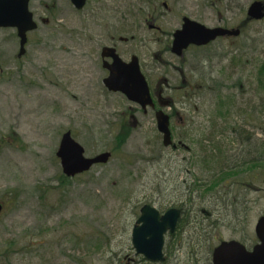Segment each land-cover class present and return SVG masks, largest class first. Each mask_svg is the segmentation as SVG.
I'll return each mask as SVG.
<instances>
[{
  "label": "rangeland",
  "instance_id": "1",
  "mask_svg": "<svg viewBox=\"0 0 264 264\" xmlns=\"http://www.w3.org/2000/svg\"><path fill=\"white\" fill-rule=\"evenodd\" d=\"M88 1L77 11L67 0H33L39 26L22 57L16 32L0 30V264H205L209 248L196 245L201 228L213 234L211 249L232 239L251 248L264 215V20L245 21L256 0H152L151 9L147 0ZM53 4L55 11L46 9ZM148 15L160 32L148 29ZM183 16L208 27L224 21L237 28L245 21V28L240 39L192 50L182 62L167 47ZM109 28L125 61L139 57L152 88L172 81L173 68L196 67L211 57L214 82L203 89L205 80H194L200 93L192 102L195 124L172 120L173 140L182 137L192 155L164 147L155 117L159 108L144 115L123 95L103 89L100 55ZM223 52L230 58L217 62ZM171 109L165 112L181 108ZM212 124L224 137H209ZM67 131L86 156L111 151L112 158L65 179L56 153ZM121 134L125 144L113 151ZM201 155L220 159H211L205 169L197 162ZM222 165L234 174L212 194L204 192L216 176H224L218 171ZM185 203L194 204L192 216L198 219L185 228L183 239L180 230L167 237L166 262L136 255L132 230L141 207L151 204L163 213Z\"/></svg>",
  "mask_w": 264,
  "mask_h": 264
},
{
  "label": "water",
  "instance_id": "2",
  "mask_svg": "<svg viewBox=\"0 0 264 264\" xmlns=\"http://www.w3.org/2000/svg\"><path fill=\"white\" fill-rule=\"evenodd\" d=\"M86 2L87 0H71L77 10H82ZM29 3L30 0H0V29H17L20 38V56L26 51L27 33L37 29V23L29 11ZM247 14L252 20H263L264 2H253ZM239 35L240 30L211 29L185 18L182 29L174 34L172 52L181 55L190 45L204 46L218 37ZM102 56L113 58L111 65L107 67L105 64L110 74L104 80V84L110 91L124 94L129 101L139 104L145 110L148 106L154 107L138 57L133 56L131 61L126 63L112 48H105ZM167 105L168 103L164 104ZM156 117L158 129L164 135V145L169 146L172 144L169 116L159 111ZM57 157L61 161L65 176L73 178L90 171L96 165L108 163L111 153L104 152L92 158L86 157L84 147L74 140L72 133L68 131L61 138ZM181 214L180 209L172 208L161 215L154 206L144 205L132 231V244L136 254L152 262H164L165 236L168 232L176 231ZM255 232L259 243L251 251L238 241H224L213 253V264H264V216L258 220Z\"/></svg>",
  "mask_w": 264,
  "mask_h": 264
},
{
  "label": "flooded vegetation",
  "instance_id": "3",
  "mask_svg": "<svg viewBox=\"0 0 264 264\" xmlns=\"http://www.w3.org/2000/svg\"><path fill=\"white\" fill-rule=\"evenodd\" d=\"M67 1H69V3L72 5L70 0H67ZM88 3H89V1L87 0L85 8L87 7ZM211 3L215 4V2H213V1H211ZM213 4H210V5H213ZM55 6H56L55 4H53L51 6L47 5L46 9L51 11V12H53V11H55L54 10ZM163 6L165 8H167L168 5L167 4H163ZM211 7H213V6H211ZM29 9H30V12L33 15L34 20L36 21L35 13H34L35 11L33 12V9H34L33 0L30 1ZM211 10H214V9H211ZM186 17L183 16L182 22L180 24L179 29H181L183 27L184 19ZM149 19H150L149 15L145 17V24H147L148 29H151L152 31H155V32H157V31L160 32L161 28H159L158 26L156 27V26L150 24L149 23ZM48 20H49V23H50V19H48ZM42 22L45 23V21H42ZM217 25L218 26H214L213 28L221 27V28H224V29H235V28L226 27L224 25V21H222L221 23H219ZM106 28H108V27L106 26ZM8 29L14 30L16 32V37L18 38L16 29L6 28L5 30H8ZM114 30H115L114 28H109V33H108L109 42L105 46H107L109 48H112V49H115L116 52L120 55V57H122L121 54L119 53L117 47H116V44H114V39H115V34L113 33V32H115ZM177 31H178V29H177ZM177 31H175L171 35L172 41H173V38H174V34ZM240 38L241 37L235 38V37H231V36L219 37L214 42L210 43L207 46H199V47L189 46L187 49H185L182 52L181 55H175V53L173 54V52H172L173 43H172L170 48H169V46L167 47V49H168L167 53L170 52V54L175 58V60L183 62L185 60L184 58L186 57V55L189 52H191L192 50L206 49V48L210 47L211 45H213L215 42H220V41L229 40V39L237 40V39H240ZM119 40L124 42V43H128L129 42V39L124 38L122 36L120 37ZM131 40H134V38L133 39L131 38ZM28 42H29V36H28ZM220 45L221 44L219 43V47H220ZM218 55H219V57L216 58L217 62H220V61L222 62V61H225L226 59L230 58L229 53L223 52L222 55H221V53H219ZM100 56H101V61H102V68H103L104 73H105V78L103 77V79H102V85H103L102 87H103L104 90L109 92L107 87L104 84V80L106 79V77H108L110 72H109L108 68L105 67V64H106L107 67L109 65H111L113 63V58L112 57H105L104 58L102 56V51H101V55ZM122 59H123V57H122ZM207 59H208V61H205L204 63H201V64L197 65L196 67H191L189 65H185L183 68H176V67L173 68L172 69L173 75L170 76V77H173V79H172V81H170L169 79H164V81H163V86L164 87L163 86L159 87L157 85V87L152 88L150 83H149V78L144 74L145 77H146V80H147V82H148V84L150 86L151 93L153 94V97H154L155 101L157 102V104H159V103L165 101V99H167V100L171 101L167 108L171 109L172 107L177 108L178 106H180L181 109L178 110L179 112L171 111V113L168 114V116L170 117L171 126H172L173 117H176L178 119V121L180 120L182 126H185L186 122L194 123V122H192V117H193V113H194V111H192V109H193L192 102H193L194 99H196V97H198L197 93H199L198 84H196L194 82V80H195V78H199V77L204 79L205 82L203 83V89H207L210 86V83L212 84L214 82L212 80L213 79V73H211V71L209 69L211 64L213 65L214 63H212V60H210L211 57L207 58ZM201 97H203V94H201ZM160 98H162V100ZM158 108L159 107L156 106V109H152V110H148V111L142 110V111H143V114L146 115V114L149 113V111H157ZM167 108H165V109H167ZM182 133L184 134L183 130H182ZM173 141H174V143L172 144V146L167 147V148L173 149L174 152L175 151H177V152L181 151L182 149H185L186 151L190 150V148L183 142V138L182 137L180 139H178V140L174 139ZM189 153L192 155L191 151H189ZM181 209H182V214H181L180 220L178 222L176 232L180 230L179 233L181 235H184L183 233L185 232V228H187L189 226L190 227L191 226L194 227L193 221L194 222L197 221V216L195 215V217H193L191 215L189 217L186 207H182ZM210 264H212L211 261H210Z\"/></svg>",
  "mask_w": 264,
  "mask_h": 264
},
{
  "label": "trees",
  "instance_id": "4",
  "mask_svg": "<svg viewBox=\"0 0 264 264\" xmlns=\"http://www.w3.org/2000/svg\"><path fill=\"white\" fill-rule=\"evenodd\" d=\"M151 2H153L152 0H147V2H146V6H147V8L148 9H151V7H152V5H151ZM153 5H154V3H153ZM147 14H151V13H149V11H148V13ZM264 86V85H263ZM235 88H237L238 89V91H240V89L242 88V83H238V85H237V87H235ZM262 90L264 89V87L263 88H261ZM239 110L240 111H242V109H241V106H239ZM246 112V110H244V113ZM127 123H125V125H123L122 126V128H124V127H127V125H126ZM220 127H218V125H216V124H212L211 126H210V129L212 130V132L214 133V136H209V137H219V136H223L224 137V135H223V130H221V129H219ZM246 135H247V132L246 131H243V132H240L239 133V136H240V138L242 139V138H245L246 137ZM125 136L126 135H118V136H116V144H117V147H116V149L115 150H113V151H118V149H120V148H122L123 146H124V144H125ZM209 141H210V139H209ZM208 143V142H207ZM210 143V142H209ZM217 148L218 149H220L221 150V148H220V146L219 145H217ZM202 156V155H201ZM215 158H217V160H219L220 159V157H215ZM215 158H213V156H202L201 158H199V160L197 159V162L198 163H200L202 166H203V168H205V169H209V162H210V160L211 159H215ZM222 159L224 158V156L223 157H221ZM221 162V161H220ZM220 162L218 163V164H220ZM223 163V162H222ZM238 164V163H237ZM238 166H241V164H238ZM242 166H244V164L242 165ZM221 168H224L223 167V165L218 169V171H220V174H223L224 176H221V177H219V176H216L215 178H214V181H211L212 183L209 185V186H206L205 187V190H204V192H208L209 194H212L213 193V191L216 189V186L217 185H219V184H221V183H224V182H221V181H225V179L227 178V177H229L231 174L230 173H232V174H234V171H232V172H227V171H225V169H221ZM65 179H66V177H64ZM214 183V184H213ZM195 186H193V188H194ZM191 188V185H189L188 186V188L187 189H190ZM205 196H206V194H204ZM239 197L240 196H236V197H234V201H238L239 200ZM189 200L191 201V203H193L194 202V199H192V198H189ZM191 205H193V206H188L187 207V205H186V203L185 204H182L181 206L182 207H186V209H187V212H188V216L190 217L194 212H195V208H194V204H191ZM201 212L205 215V216H209V217H211L212 215H211V213H209L208 211H206V210H201ZM197 216V215H196ZM198 219V218H197ZM199 221V220H198ZM214 227H216L217 225H218V221H213L212 223H211ZM200 235H199V237L197 238V241H196V245L198 246V248H200V247H204V246H207V248H209V250L207 251V252H205V254L203 255V257H202V260H203V262H205V264H210V261H211V256H212V252H213V249H211L212 248V242H213V240H214V237H213V234L211 233V232H208V231H206L204 228H201L200 229ZM203 235V236H202ZM182 239H183V237H182ZM192 242H193V240H192ZM196 250L197 249H195V250H193V252H192V258L194 257V256H196L197 254H196ZM198 263V262H197ZM199 264V263H198Z\"/></svg>",
  "mask_w": 264,
  "mask_h": 264
}]
</instances>
